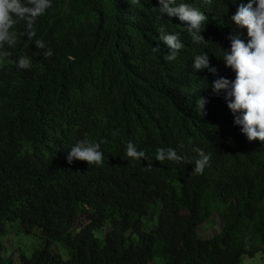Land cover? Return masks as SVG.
I'll use <instances>...</instances> for the list:
<instances>
[{"label":"trees","instance_id":"16d2710c","mask_svg":"<svg viewBox=\"0 0 264 264\" xmlns=\"http://www.w3.org/2000/svg\"><path fill=\"white\" fill-rule=\"evenodd\" d=\"M176 3L207 17L206 42L194 43L158 0H51L35 36L14 26L16 45L0 49V264H240L256 255L264 264V143L247 139L225 93L212 90L220 77L235 80L222 58L230 36L249 40L231 19L248 0ZM168 34L184 45L173 61L160 40ZM205 53L214 74L193 69ZM82 140L100 144L103 166L68 163ZM128 142L148 159L129 158ZM168 148L183 161L155 159ZM196 148L210 155L203 174ZM214 208L222 229L202 239ZM9 229L38 230L39 248L17 263L2 257Z\"/></svg>","mask_w":264,"mask_h":264},{"label":"clouds","instance_id":"9594fccd","mask_svg":"<svg viewBox=\"0 0 264 264\" xmlns=\"http://www.w3.org/2000/svg\"><path fill=\"white\" fill-rule=\"evenodd\" d=\"M160 13L169 18L177 17L187 26L194 43L206 42L201 35L207 17L199 10L187 3L177 4L176 0H158ZM51 7V0H0V49L6 45L14 47L17 43V34L14 26L23 22L29 38L35 36L34 24L37 18ZM232 21L241 28L247 29L249 40L244 42L238 35L230 36L231 48L226 50L223 60L226 67L236 73L234 81L220 77L212 83V90L217 95L225 93L227 107L234 116V123L241 126V131L249 141L259 140L264 143V0H248L241 3ZM160 40L168 47L167 61L177 58V53L184 45L178 34L162 35ZM36 46L44 48L42 41L37 40ZM52 55L51 50L44 53L45 57ZM7 52H0V58L6 57ZM17 66L20 69L30 68V60L20 57ZM193 69L199 71L208 69L215 73L217 70L210 67L207 53L197 55L193 61ZM205 99L197 102L198 108L204 111ZM198 158L194 160V172L203 174L210 164V155L196 148ZM126 155L136 161L147 160L144 151H138L132 142L126 146ZM155 159L159 162L174 161L180 163L183 157L175 150L159 149ZM73 160L86 161L88 165L103 166L104 157L99 143H89L87 140L78 142L67 154L68 163ZM193 163V161H189ZM150 167V165H149Z\"/></svg>","mask_w":264,"mask_h":264},{"label":"rangeland","instance_id":"374dc122","mask_svg":"<svg viewBox=\"0 0 264 264\" xmlns=\"http://www.w3.org/2000/svg\"><path fill=\"white\" fill-rule=\"evenodd\" d=\"M180 213L183 218L187 217V210L185 204L181 203L179 205ZM84 222V216L80 217L79 221L76 223L75 230L79 229ZM223 225V209L214 208L207 222L202 225L199 229V236L202 239H209L212 236L218 234ZM19 226V224H16ZM2 243L4 246V252L2 257H8L13 260V262H19V254L22 252L25 255L30 256L35 250H37L41 244L40 234L38 230H32L27 232L23 229H9L7 234L2 238ZM55 250L59 251L64 258H67L65 248L58 246ZM261 260L260 255H256L254 258L244 257L241 259L240 264H259ZM4 264H9L8 262ZM154 264H164L161 259H156Z\"/></svg>","mask_w":264,"mask_h":264}]
</instances>
